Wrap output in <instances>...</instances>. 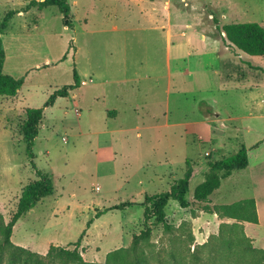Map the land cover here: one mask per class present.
I'll return each instance as SVG.
<instances>
[{
  "label": "rangeland",
  "instance_id": "1",
  "mask_svg": "<svg viewBox=\"0 0 264 264\" xmlns=\"http://www.w3.org/2000/svg\"><path fill=\"white\" fill-rule=\"evenodd\" d=\"M30 1L0 0V22L14 11L0 35L2 72L24 77L16 95L0 96V217L10 219L34 167L51 176L53 192L15 223L11 241L45 254L71 251L80 238L83 260L103 263L140 231L144 195L168 190L189 163V206L170 199V228L153 224L143 247L148 264L207 262L196 260L212 234L194 222L204 206L193 190L216 152L264 141V55L238 50L220 28L264 27V0H170L162 12L152 0H67L72 27L56 6ZM74 70L78 85L44 107L30 158L26 109L72 84ZM262 143L248 152H264Z\"/></svg>",
  "mask_w": 264,
  "mask_h": 264
},
{
  "label": "trees",
  "instance_id": "2",
  "mask_svg": "<svg viewBox=\"0 0 264 264\" xmlns=\"http://www.w3.org/2000/svg\"><path fill=\"white\" fill-rule=\"evenodd\" d=\"M29 5H37L39 8L56 6L62 15L64 26L72 27V14L67 0H32ZM14 11H7L0 22V35L4 33L12 18ZM224 37L238 50L251 56L264 55V27L257 22H232L221 26ZM65 55L60 61L64 60ZM5 59L4 46L0 37V96H14L24 83V77H15L2 72ZM78 85V76L73 71V83L63 85L54 90L40 108H27L26 117L22 123V139L25 151L33 158V146L35 137L43 120L44 107H51L58 97H66L70 90ZM248 148H240L232 154L222 156L214 161H208L207 170L203 180L193 190V198L197 201L205 200L220 185L221 179L229 176L234 171L244 169L248 164ZM183 175L170 184L168 190L159 191L151 195H144L141 229L132 236L129 246L124 250L111 251L106 260L99 264H148L143 243L149 240L153 224H162L169 229L166 220L165 207L170 199L178 202L181 208L189 206V200L185 198L191 179L195 171L189 166ZM36 179L27 183L21 191L16 209L7 223L0 217V264H87L79 254L77 247L80 238L74 244V249L56 250L49 246L45 254L30 251L20 245L14 244L10 237L15 223L32 209L40 200L53 192L51 176L34 167ZM208 213H216L218 217L234 219V222H222L218 226L216 234H212L205 242L207 254L204 258L197 259L207 262L204 264H264V249L253 246L247 237L240 222H257V214L253 199H243L231 204H219L203 207ZM104 211L97 214H103Z\"/></svg>",
  "mask_w": 264,
  "mask_h": 264
},
{
  "label": "crops",
  "instance_id": "3",
  "mask_svg": "<svg viewBox=\"0 0 264 264\" xmlns=\"http://www.w3.org/2000/svg\"><path fill=\"white\" fill-rule=\"evenodd\" d=\"M151 3H156V6L158 7H152V11H160V9H162L160 11L162 12L169 10L170 0H152ZM221 33L224 36V33ZM201 37L203 38V36ZM103 115H106L107 117H116L117 110L115 108L106 107ZM226 116H228V119L232 118L229 117L228 114ZM234 117L237 119L239 115ZM245 128L249 130L252 128V125L246 124ZM260 142H263L262 145H264V141L259 140L253 145H250L248 150L252 147L256 148ZM223 153L224 152H216V154L221 157L223 156ZM247 158L248 164L244 169L234 171L229 176L221 179L219 187L205 200L199 202L202 206H205L206 204L213 206L219 204H231L243 199H253L257 214V222L243 221L240 223L243 225L245 235L251 239L253 246L264 249V152H247ZM224 183H226L225 187ZM234 221L235 220L231 218L218 217L216 213H207L204 211L203 207L197 210L194 217L196 225L201 224V222L205 223V232L200 233L202 236H206L208 231H210L211 234L216 233L219 224L222 222L230 223Z\"/></svg>",
  "mask_w": 264,
  "mask_h": 264
},
{
  "label": "built area",
  "instance_id": "4",
  "mask_svg": "<svg viewBox=\"0 0 264 264\" xmlns=\"http://www.w3.org/2000/svg\"><path fill=\"white\" fill-rule=\"evenodd\" d=\"M82 83H85L84 81H82ZM208 154V153H207Z\"/></svg>",
  "mask_w": 264,
  "mask_h": 264
}]
</instances>
